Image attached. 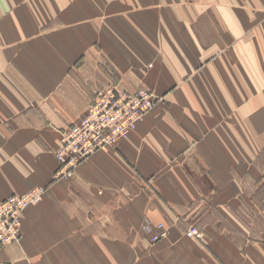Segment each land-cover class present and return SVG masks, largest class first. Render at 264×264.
I'll list each match as a JSON object with an SVG mask.
<instances>
[{
    "label": "crops",
    "instance_id": "0c3cea01",
    "mask_svg": "<svg viewBox=\"0 0 264 264\" xmlns=\"http://www.w3.org/2000/svg\"><path fill=\"white\" fill-rule=\"evenodd\" d=\"M110 84L158 101L55 180ZM35 188L0 264H264V0H0V202Z\"/></svg>",
    "mask_w": 264,
    "mask_h": 264
},
{
    "label": "built area",
    "instance_id": "2783aa9c",
    "mask_svg": "<svg viewBox=\"0 0 264 264\" xmlns=\"http://www.w3.org/2000/svg\"><path fill=\"white\" fill-rule=\"evenodd\" d=\"M157 101L154 93L147 89L127 93L115 84L98 89L85 116L62 132L55 154L59 165L55 180L72 179L82 162L101 148L115 146L127 137ZM44 193L45 189L35 188L0 202V247L20 243L23 237L21 217L25 210L42 200ZM168 235L166 227L159 224L150 233V241L156 243ZM186 235L200 237L199 228L191 225Z\"/></svg>",
    "mask_w": 264,
    "mask_h": 264
},
{
    "label": "rangeland",
    "instance_id": "374dc122",
    "mask_svg": "<svg viewBox=\"0 0 264 264\" xmlns=\"http://www.w3.org/2000/svg\"><path fill=\"white\" fill-rule=\"evenodd\" d=\"M159 224H163V223H158V224H156V225H152L151 226V224H149V234L153 231V230H155L156 229V227L159 225ZM164 226H165V224H163ZM147 225H145V227H146ZM191 226V225H190ZM189 226V227H190ZM197 226V225H196ZM166 227V226H165ZM189 227H188V229H189ZM199 228V227H198ZM146 229V228H145ZM166 229H167V231H168V233H169V229L166 227ZM187 229V230H188ZM187 232V231H186ZM199 233H200V237L202 236V233H201V230L199 229ZM169 236V235H168ZM166 238H168V237H166ZM166 238H164V239H166ZM197 238V237H196ZM163 240V239H162ZM161 241V240H160ZM159 242V241H158ZM157 243V242H156ZM152 244H154V243H152Z\"/></svg>",
    "mask_w": 264,
    "mask_h": 264
}]
</instances>
